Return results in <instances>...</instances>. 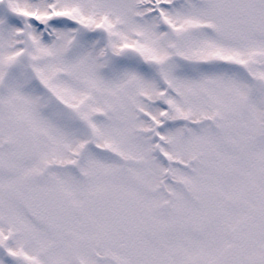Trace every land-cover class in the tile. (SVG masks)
Segmentation results:
<instances>
[{
  "label": "snow or ice",
  "instance_id": "6c2138e0",
  "mask_svg": "<svg viewBox=\"0 0 264 264\" xmlns=\"http://www.w3.org/2000/svg\"><path fill=\"white\" fill-rule=\"evenodd\" d=\"M0 264H264V0H0Z\"/></svg>",
  "mask_w": 264,
  "mask_h": 264
}]
</instances>
